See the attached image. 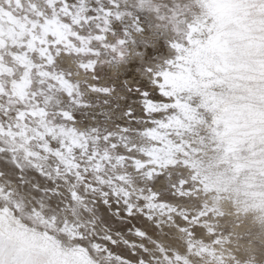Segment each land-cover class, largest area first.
<instances>
[{
  "label": "snow or ice",
  "instance_id": "obj_1",
  "mask_svg": "<svg viewBox=\"0 0 264 264\" xmlns=\"http://www.w3.org/2000/svg\"><path fill=\"white\" fill-rule=\"evenodd\" d=\"M0 264H264V0H0Z\"/></svg>",
  "mask_w": 264,
  "mask_h": 264
},
{
  "label": "rangeland",
  "instance_id": "obj_2",
  "mask_svg": "<svg viewBox=\"0 0 264 264\" xmlns=\"http://www.w3.org/2000/svg\"><path fill=\"white\" fill-rule=\"evenodd\" d=\"M241 231H243V229H240Z\"/></svg>",
  "mask_w": 264,
  "mask_h": 264
}]
</instances>
